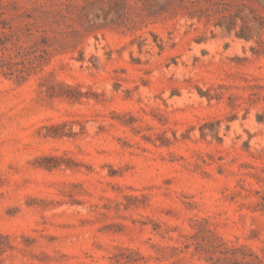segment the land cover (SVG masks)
Segmentation results:
<instances>
[{
	"label": "rangeland",
	"instance_id": "obj_1",
	"mask_svg": "<svg viewBox=\"0 0 264 264\" xmlns=\"http://www.w3.org/2000/svg\"><path fill=\"white\" fill-rule=\"evenodd\" d=\"M0 264L264 258V0H0Z\"/></svg>",
	"mask_w": 264,
	"mask_h": 264
},
{
	"label": "trees",
	"instance_id": "obj_2",
	"mask_svg": "<svg viewBox=\"0 0 264 264\" xmlns=\"http://www.w3.org/2000/svg\"><path fill=\"white\" fill-rule=\"evenodd\" d=\"M0 44H2V41L0 42ZM7 58L8 56H6L3 52H2V48H0V66L3 65V63L7 62ZM252 259H247L246 255H243L241 257V259L238 260L239 264H264V258L256 255V254H252Z\"/></svg>",
	"mask_w": 264,
	"mask_h": 264
}]
</instances>
